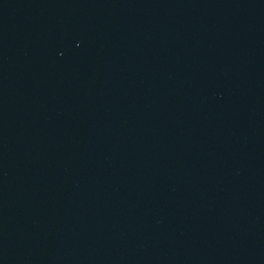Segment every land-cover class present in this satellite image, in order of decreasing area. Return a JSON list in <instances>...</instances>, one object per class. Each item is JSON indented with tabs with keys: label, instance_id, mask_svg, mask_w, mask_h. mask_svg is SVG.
Segmentation results:
<instances>
[{
	"label": "water",
	"instance_id": "water-1",
	"mask_svg": "<svg viewBox=\"0 0 264 264\" xmlns=\"http://www.w3.org/2000/svg\"><path fill=\"white\" fill-rule=\"evenodd\" d=\"M0 264H264V0H0Z\"/></svg>",
	"mask_w": 264,
	"mask_h": 264
}]
</instances>
